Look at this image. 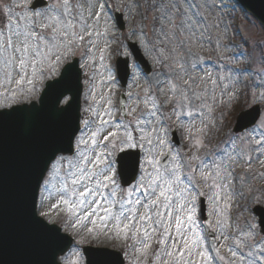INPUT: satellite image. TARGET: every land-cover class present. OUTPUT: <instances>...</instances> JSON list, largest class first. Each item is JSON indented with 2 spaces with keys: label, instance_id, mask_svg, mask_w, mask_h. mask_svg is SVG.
<instances>
[{
  "label": "snow or ice",
  "instance_id": "6c2138e0",
  "mask_svg": "<svg viewBox=\"0 0 264 264\" xmlns=\"http://www.w3.org/2000/svg\"><path fill=\"white\" fill-rule=\"evenodd\" d=\"M236 3L207 0L206 7L234 9ZM87 4L86 9L79 0L0 5V13L7 7L16 17L5 14L7 30L0 28V124L11 120L24 129L28 146L18 190V242L45 250L46 264H264V216L229 231L233 199L245 198L234 164L251 165L254 158L264 163V42L257 39L253 47L245 39L248 52L219 57L212 72L192 48L208 31L207 24L193 20L203 19L195 0ZM141 7L144 19L148 10L159 13L152 18L154 38L143 27L126 29V13ZM244 15L252 28L264 31V16ZM223 16L231 13L218 18L222 23ZM230 26L225 23V31ZM100 36L122 37L115 64L105 56L107 43L95 55ZM97 64L103 68L100 82L109 86L106 94L94 83ZM90 66L92 73L85 72ZM140 73L148 80L142 94L131 91L139 89ZM245 74L260 89L251 92L255 118L242 134L227 136L219 152L200 156L228 114L215 111L218 103L227 107L218 101L217 86L228 81L223 97ZM129 76V90L122 93L127 99L117 105L114 88ZM81 92L87 118L77 103ZM239 95L233 89L229 102ZM237 141L247 143L255 157H246ZM61 204L68 214L64 226L48 219ZM102 237L121 243L111 250L86 244ZM225 246L230 258L221 255Z\"/></svg>",
  "mask_w": 264,
  "mask_h": 264
},
{
  "label": "rangeland",
  "instance_id": "374dc122",
  "mask_svg": "<svg viewBox=\"0 0 264 264\" xmlns=\"http://www.w3.org/2000/svg\"><path fill=\"white\" fill-rule=\"evenodd\" d=\"M17 3H19V0H16ZM130 2V0H129ZM217 4L220 3V0H215ZM226 3H234L233 0H225ZM12 0H0V5L5 4H11ZM79 3H81L84 8L86 9L88 4L87 0H79ZM110 3L115 5L116 0H110ZM140 3L143 5L144 0H140ZM181 3H183V0H181ZM195 3L201 4L202 7L200 9V16L203 17V19H200V17L193 16L194 22L197 24L203 26L207 24L208 31L205 33V39L203 41H194L192 44L193 51L198 53L199 55L205 57L207 63L205 64V67H207L210 71L215 72L216 71V64L219 63L218 58L219 57H227L231 59V54L234 52H238L243 50L245 53L248 52V46H246L242 40L245 38L248 40L249 44L253 47L255 46V42L257 39L261 40V42H264V31H261L260 29L252 28L249 24L248 20L245 18L244 13L246 11H243L241 8H239L237 5L234 9H209L206 7L207 0H195ZM187 7V4L184 5ZM15 11H19L16 9ZM224 12H230L231 17L229 16H223V23L220 22L218 19L223 15ZM9 14V9L7 7H4L3 13H0V28H4L6 31V20L4 19V15ZM86 14V13H85ZM145 15V8L141 7L139 10L133 9V13L131 16H128L126 13V29L132 28L135 26L137 29L145 28V30L148 32L149 38H154V34L152 32V18L154 15L153 10L147 11V19H144ZM189 15H192V13H189ZM250 15V14H249ZM9 19H16L14 14L8 15ZM225 23L230 24L231 26L227 28V31H225ZM177 24H179V19L177 20ZM237 28L239 30H237ZM126 29H123L122 31H126ZM78 30V29H77ZM103 21H101L99 31L103 32ZM183 35L187 36V33H183ZM244 39V40H245ZM209 40L211 42H209ZM121 41L122 37H104L100 36L98 38L97 42V48L94 50L95 55L98 57L100 52L99 49L104 48L105 44L107 43L110 45L107 52H105L106 57H110V60L112 62V54L118 53L121 50ZM219 43V46L217 44ZM171 47V45L169 46ZM82 52L83 49H80ZM79 55V52L77 53ZM241 61L244 60L243 57L239 58ZM84 63V60H81V64ZM105 63H108V60H105ZM151 66L152 61L149 59L148 62ZM255 67H260V65L257 63L254 65ZM95 68L97 70V76L96 81L94 82L96 84L98 92H103L106 94L107 88L109 87L106 84H102L100 81L102 80V73L103 68L97 64L95 65ZM93 67L90 66L85 69V72L92 73ZM151 75V73H149ZM203 75V73H201ZM215 78V77H213ZM86 80L87 78L84 77ZM257 79H259L257 77ZM131 83V78L130 82ZM228 81H224L223 84H227ZM223 84H220L216 88V96L218 98V101L220 99L223 100L224 104L227 105L226 108H221L219 106V103L215 107V111L217 114H219L220 111L227 112V117L223 122V128L222 131L217 134L213 135L210 138H208L205 141V146L203 149L200 150L198 153L200 156H205L206 153H214L219 152L220 148L226 147L223 144L224 139L229 136L233 135L234 133L227 132V127L233 125L234 120L239 113V111H242L244 109H247L251 107L254 103V100L251 96L252 91H259L260 89H255L253 85L252 79L248 76V74H245L244 78L240 83H234L228 91V94L221 97V88L223 87ZM15 85H13L14 87ZM209 89L212 87L211 83L209 82L208 85ZM148 87V80L143 76V73L139 74V89L137 87H133L131 91L136 92L138 90H142L144 88ZM235 89L240 93L237 99L231 100L229 102V96L231 95L232 90ZM0 90H3L0 88ZM87 90V84L85 85V91ZM128 87L126 88V91H128ZM120 87L118 85L114 88V96L113 100L116 102V97L119 95ZM83 101H84V95H83ZM85 107L83 102V108ZM143 107V105H141ZM230 110V111H229ZM82 117L87 118L86 114L83 113L82 110ZM185 120V123L187 124V117L183 118ZM175 122V121H173ZM233 123V124H232ZM196 126L199 127V120L196 121ZM243 133V132H242ZM240 133V134H242ZM238 149H242L245 152V155H252L253 158L255 157V152H252L251 149L248 147L247 143L241 144L240 141H237ZM209 158V157H206ZM261 160H264V157H261ZM234 172L237 177H243L245 182V198L241 199L240 197H235L233 199L232 208H231V222H232V228L229 230L230 232H235L237 228L245 229L247 222H256L257 216L254 215L252 212V208L254 204H261L264 205V163H261L259 160L253 159L251 165L245 163L244 161H239L234 164ZM55 183L56 181H52ZM249 189L251 191H249ZM253 196L260 197L261 199L259 202L254 203L253 202ZM57 200L53 199L51 203H56ZM45 211H48L49 209L46 207L44 209ZM63 219L62 225L65 224L66 220L68 219L67 214V208L63 204L59 206V208L52 209L51 215L48 217V219L54 221ZM89 227L92 225L89 224ZM71 235H75V232L72 231L71 228L66 229ZM79 239V237H77ZM256 239L259 241L262 239L261 236H257ZM86 243L90 244H99L102 246H106L109 248H113L114 245H119L121 241L119 240H108L104 239L103 237L100 240H96L95 238H92L90 241H87ZM248 248H244V252L247 253ZM221 255L226 256V258L231 257V253L228 252V248L225 246L221 249ZM238 260V258H237ZM83 264V262H82ZM127 264V261H126ZM222 264H225V262H222Z\"/></svg>",
  "mask_w": 264,
  "mask_h": 264
},
{
  "label": "water",
  "instance_id": "95a60500",
  "mask_svg": "<svg viewBox=\"0 0 264 264\" xmlns=\"http://www.w3.org/2000/svg\"><path fill=\"white\" fill-rule=\"evenodd\" d=\"M240 2L246 8H249L252 12L254 11L256 13L258 12V6H260V2L262 1L240 0ZM255 116L240 121L237 129L249 126ZM25 135L26 131L21 133V128L18 125H15L11 120H7L3 124H0V180H5L12 186L17 185L21 177V171L25 160V151L21 146V137H25ZM23 143L25 144L26 142ZM262 213L264 214V210H262ZM19 245L20 250H25V247H27L20 243Z\"/></svg>",
  "mask_w": 264,
  "mask_h": 264
}]
</instances>
